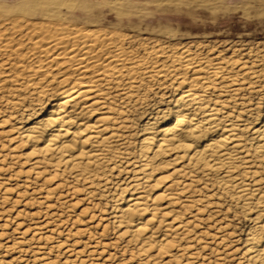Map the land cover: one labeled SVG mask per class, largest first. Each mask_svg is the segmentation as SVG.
Listing matches in <instances>:
<instances>
[{
	"label": "rangeland",
	"instance_id": "1",
	"mask_svg": "<svg viewBox=\"0 0 264 264\" xmlns=\"http://www.w3.org/2000/svg\"><path fill=\"white\" fill-rule=\"evenodd\" d=\"M183 74L206 82L226 120L248 125L250 144L264 121V0H0V264H251L246 240L264 213V154L252 146L231 173L247 183L245 198L263 195L257 205L220 183L224 169L170 175L184 157L136 195L158 209L148 229L161 220L155 237L168 246L143 250L118 223L138 184L143 126L173 108ZM74 79L96 86L83 101L100 102L80 120L107 117L100 125L115 133L104 162L83 176L19 135Z\"/></svg>",
	"mask_w": 264,
	"mask_h": 264
},
{
	"label": "bare ground",
	"instance_id": "2",
	"mask_svg": "<svg viewBox=\"0 0 264 264\" xmlns=\"http://www.w3.org/2000/svg\"><path fill=\"white\" fill-rule=\"evenodd\" d=\"M182 59L185 58L182 57ZM182 63L186 67L192 62L190 59H186ZM219 69L218 66L212 71V74L217 75ZM70 78L64 77L62 81L67 82ZM77 81L79 79H74V82L67 88H57L55 92L57 100L51 105L48 113L30 127L23 128L19 135L26 141L32 142L34 146H38L41 140L43 145L39 148L40 152L51 162L53 161L55 166L67 165L71 169L76 168L78 175L83 176L88 171H92L93 167L104 162L105 152L111 148L110 141L114 132H104L105 127L102 128L103 125H100L107 117H98L93 123L80 120L83 118L82 116L85 115V118L86 114H90L95 109L94 106L98 107L100 102L93 101L89 104L83 101V98L96 86ZM175 82V90L179 91V96L174 102L173 108L162 110L158 117L150 118L143 126L145 134L140 142V165L138 166L140 172L135 175L138 184L134 186L133 193L125 198L126 206L118 220L120 225L125 224L122 234L129 235L132 241H140L143 250L152 247L155 243L160 245V250L165 249L170 242L165 237H155L158 227L162 225L160 219L156 227L148 229L154 221L158 209L136 196L144 191V182L155 177V172L168 161L175 162L184 157L187 158V164L174 168L170 175L184 174L186 169L191 167L208 168L214 171L224 169L225 175L219 178L220 183L224 186L232 184L234 188H237V193L241 196L244 195L242 202L245 205L250 200L251 203L255 201V205H257L256 202H259L263 196L261 193H252V198H245V195L248 194L246 193L247 183L244 184V181L239 178L234 179L236 176L232 180L231 171L240 162L239 159L245 160L246 154L250 151L247 147L251 149L252 146L254 153L264 154V121L260 126L251 128L252 136L248 139L251 143H246L247 146L243 143L245 139L242 136V131L248 129V125L240 124L243 128H239L240 125L236 122L226 120L227 115L221 114L224 103L221 104L222 101L218 98L210 99V96L206 94L209 89L206 82H201L196 76L185 74L179 76ZM183 85L186 86L185 89ZM171 115H173L172 119L167 121ZM174 148L179 153L173 159L164 161L163 155ZM243 153H246L245 156L243 155L244 157L241 156ZM165 178L167 176L162 177L163 180ZM154 181L161 182L160 178H156ZM124 190L123 188L122 191ZM161 212L162 215H166L163 211ZM148 215L150 216L148 217ZM175 218L173 221L176 222ZM253 221L254 226L251 230L249 229L250 233L247 234L243 253H246L247 263L264 264L263 211H258ZM182 224L183 222L179 221L176 224L173 223L176 226L173 227L181 229L183 228ZM168 226L169 224L164 228L168 229ZM166 229L162 230L166 231ZM163 264H168V261Z\"/></svg>",
	"mask_w": 264,
	"mask_h": 264
}]
</instances>
